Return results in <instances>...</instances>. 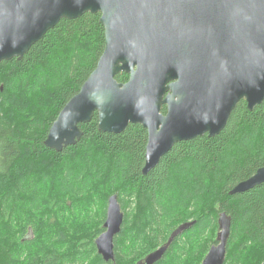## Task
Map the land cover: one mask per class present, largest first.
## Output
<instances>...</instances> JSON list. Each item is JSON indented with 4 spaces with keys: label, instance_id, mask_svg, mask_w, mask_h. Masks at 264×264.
<instances>
[{
    "label": "trees",
    "instance_id": "trees-1",
    "mask_svg": "<svg viewBox=\"0 0 264 264\" xmlns=\"http://www.w3.org/2000/svg\"><path fill=\"white\" fill-rule=\"evenodd\" d=\"M99 18L62 20L20 60L0 64V264H140L192 222L155 264H201L217 244L221 214L231 219L224 264H262L264 184L229 193L264 167V101L252 111L240 101L217 136L176 144L145 176L140 125L102 133L94 114L79 125L76 145L59 153L44 146L103 52ZM115 79L125 83L128 75ZM113 195L124 216L114 261L106 263L95 240ZM97 204L102 213L91 238H69L64 229L75 230L72 222Z\"/></svg>",
    "mask_w": 264,
    "mask_h": 264
},
{
    "label": "water",
    "instance_id": "water-1",
    "mask_svg": "<svg viewBox=\"0 0 264 264\" xmlns=\"http://www.w3.org/2000/svg\"><path fill=\"white\" fill-rule=\"evenodd\" d=\"M85 14L100 15L104 49L49 128L44 146L52 151L76 145L79 125L94 114L102 133L140 125L147 132L145 176L176 144L217 136L240 101L249 111L264 101V0H0V64L20 60L60 21ZM120 73L127 82H117ZM262 184L264 167L229 194ZM122 221L113 195L95 240L106 263L114 261ZM192 225L179 226L140 264L160 261ZM218 225L217 244L201 264H224L230 217L221 214Z\"/></svg>",
    "mask_w": 264,
    "mask_h": 264
},
{
    "label": "rangeland",
    "instance_id": "rangeland-1",
    "mask_svg": "<svg viewBox=\"0 0 264 264\" xmlns=\"http://www.w3.org/2000/svg\"><path fill=\"white\" fill-rule=\"evenodd\" d=\"M102 209L97 204L96 207L92 208L90 211H88V216L80 215L78 219L74 220L72 222L74 229H71L68 231V229H64L68 237L70 238H76L79 241H88L91 238L92 233L97 228L96 223L101 218ZM206 243H199V248L203 249L205 247ZM162 245L160 244L158 248H160ZM69 246H63L62 248H68ZM129 264V263H128Z\"/></svg>",
    "mask_w": 264,
    "mask_h": 264
},
{
    "label": "bare ground",
    "instance_id": "bare-ground-1",
    "mask_svg": "<svg viewBox=\"0 0 264 264\" xmlns=\"http://www.w3.org/2000/svg\"><path fill=\"white\" fill-rule=\"evenodd\" d=\"M46 140V139H45ZM124 216V215H123ZM165 255V254H164ZM159 262V261H158Z\"/></svg>",
    "mask_w": 264,
    "mask_h": 264
},
{
    "label": "flooded vegetation",
    "instance_id": "flooded-vegetation-1",
    "mask_svg": "<svg viewBox=\"0 0 264 264\" xmlns=\"http://www.w3.org/2000/svg\"><path fill=\"white\" fill-rule=\"evenodd\" d=\"M164 108V107H163Z\"/></svg>",
    "mask_w": 264,
    "mask_h": 264
}]
</instances>
